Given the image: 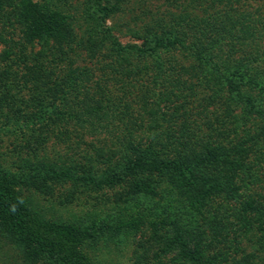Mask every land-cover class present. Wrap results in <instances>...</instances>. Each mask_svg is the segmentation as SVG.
<instances>
[{
  "label": "trees",
  "instance_id": "1",
  "mask_svg": "<svg viewBox=\"0 0 264 264\" xmlns=\"http://www.w3.org/2000/svg\"><path fill=\"white\" fill-rule=\"evenodd\" d=\"M182 1L125 46L91 17L77 39L56 4L19 2L41 50L0 60L1 138L28 152L0 165L17 264H96L88 248L125 232L132 264H264V0ZM28 193L108 212L51 222Z\"/></svg>",
  "mask_w": 264,
  "mask_h": 264
},
{
  "label": "rangeland",
  "instance_id": "2",
  "mask_svg": "<svg viewBox=\"0 0 264 264\" xmlns=\"http://www.w3.org/2000/svg\"><path fill=\"white\" fill-rule=\"evenodd\" d=\"M21 1L25 0H1L3 8L0 7V28L3 27L6 30V37L9 38L10 41L9 45L6 46L0 43V60L2 53L8 50L9 47H13V50L18 56L19 54L26 55L28 62H32L33 56L41 50V43L36 40L32 41V43L26 41V26L24 23H15L13 21L17 13V8H20L18 4ZM28 1L56 4L59 10H62L65 15L69 18L73 17L75 22H73L72 25L77 39H79L84 29L83 25L85 24V18L91 17V19L97 20L108 32L110 31L109 34H111L114 40L121 46L127 44L140 45L142 43V38L145 36L144 30L150 19L155 15L162 16L169 10L174 11V0H100V5L109 8L118 4L119 11L114 9L110 14L101 15V18H99L100 14L97 11L98 6L94 3V0ZM182 2L186 4L187 0ZM254 7L255 6L251 5V9H254ZM101 21H103V23ZM84 63L87 64L86 61ZM90 65L91 62L89 63V66ZM16 143L13 137L8 139L5 137L1 138L0 134V165L6 166L15 172L20 168V156H27L28 154V152L24 150L21 151V154H19L20 152L18 150H14V148L18 147V145H15ZM62 147L63 146L58 144H54V146L53 144H49L45 150L46 154L44 155L46 156L49 154L48 158H53L56 153H61ZM28 196L29 199H31L32 209L38 212L40 216H45V218L49 219L51 222H62L75 218L81 219L80 221L86 227L93 223V219L96 216L99 218L103 216L104 213L108 212L94 208L95 210L93 211H95V213H93L91 210V201L89 203L83 202L78 206L72 205L66 208L58 204V199H45L41 195L34 193H28ZM89 210L91 212L88 213ZM94 222L97 224L99 223L98 220ZM105 238H107L105 239V246L99 243L97 247L88 248V255L91 257L92 261H94L93 263L132 264L131 256L134 248V239L130 233L125 232L118 236L115 235V237L105 235ZM16 256L17 254L9 249L6 241L0 239V264H17L13 260Z\"/></svg>",
  "mask_w": 264,
  "mask_h": 264
}]
</instances>
